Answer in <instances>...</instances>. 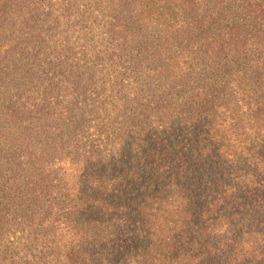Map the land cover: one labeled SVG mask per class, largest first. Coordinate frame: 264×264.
Here are the masks:
<instances>
[{
	"label": "trees",
	"instance_id": "obj_1",
	"mask_svg": "<svg viewBox=\"0 0 264 264\" xmlns=\"http://www.w3.org/2000/svg\"><path fill=\"white\" fill-rule=\"evenodd\" d=\"M42 7L0 0V238L49 264H264V0H97L84 63L122 70L110 95L13 72L77 67L41 48Z\"/></svg>",
	"mask_w": 264,
	"mask_h": 264
},
{
	"label": "rangeland",
	"instance_id": "obj_2",
	"mask_svg": "<svg viewBox=\"0 0 264 264\" xmlns=\"http://www.w3.org/2000/svg\"><path fill=\"white\" fill-rule=\"evenodd\" d=\"M97 0H41L43 4V14L36 16L30 26L37 34L40 32L46 41L42 43L41 48L47 47V51L54 47V50H59L63 54V58L70 57L68 62L77 63L75 69L69 68L59 70L58 60L53 57H45L52 59L55 64V71H51L49 66H38L35 63H29L26 66H18L14 61L11 64L13 72L16 68H20L19 76L26 71H32L34 78H62L58 75L64 73V78H96L100 83V88L105 86V93L110 95L115 93L114 82L119 78L122 70L111 65L106 60L105 63H100L97 59L94 61V74L88 73L85 70L84 59H94L92 56L95 52H102L106 47L105 44H100L99 39L103 36V28L101 22L104 19L96 11ZM13 22V21H11ZM42 57L41 54L37 58ZM38 60V59H37ZM32 62V61H31ZM80 67V68H79ZM69 70L75 71L76 74H69ZM27 76V75H26ZM72 76V77H70ZM21 78H26L21 76ZM102 92V91H101ZM101 96L103 94L101 93ZM39 99V96L37 97ZM14 229V228H13ZM11 229L8 235L0 238V264H49L44 259L39 258L37 250H33L26 242V234L21 228ZM53 264H64L62 261H55Z\"/></svg>",
	"mask_w": 264,
	"mask_h": 264
}]
</instances>
